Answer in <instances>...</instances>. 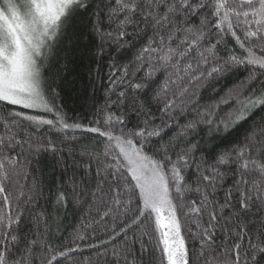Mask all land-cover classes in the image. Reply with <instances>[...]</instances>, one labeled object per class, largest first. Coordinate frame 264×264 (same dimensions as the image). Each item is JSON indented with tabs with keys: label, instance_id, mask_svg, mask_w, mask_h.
Wrapping results in <instances>:
<instances>
[{
	"label": "snow or ice",
	"instance_id": "1",
	"mask_svg": "<svg viewBox=\"0 0 264 264\" xmlns=\"http://www.w3.org/2000/svg\"><path fill=\"white\" fill-rule=\"evenodd\" d=\"M89 12L97 56L105 45L117 54L135 49L126 63L112 57L116 99L95 126L69 123L43 73L70 21ZM238 70L244 79L220 101L232 100L227 116L215 118L218 105L200 112L198 90ZM128 93L135 123L109 111ZM0 103V264H66L78 251L54 246L49 213L37 210L43 191L33 166L44 152L63 159L51 138H35L41 125L68 140L77 132L102 138L99 151L80 154L82 176L70 180V198L110 229L104 264H264V123L211 163L189 140L201 124L227 132L264 107V0H0ZM189 111L198 118L169 134ZM68 203L59 192L57 211ZM85 239L77 229L70 243Z\"/></svg>",
	"mask_w": 264,
	"mask_h": 264
},
{
	"label": "trees",
	"instance_id": "2",
	"mask_svg": "<svg viewBox=\"0 0 264 264\" xmlns=\"http://www.w3.org/2000/svg\"><path fill=\"white\" fill-rule=\"evenodd\" d=\"M90 18L91 13L89 12L82 16L78 15L70 21L60 42L54 45L48 53L44 61L43 73L47 86L54 90L55 104L66 113L69 123L78 121L86 126H95L90 122L100 118V110L105 108L110 99H116L114 94L110 95L112 87L110 72L114 71L112 57H115L117 64L126 63L132 57L135 49H125L117 54L114 49L107 48L105 45V54L97 56L96 52L101 41L92 33L91 25L95 21ZM220 54L223 56L225 53L221 51ZM245 75L243 70H238L206 82V85L200 88L197 94L199 111L204 112L206 109L218 105L215 108V118L217 120L225 118L232 110L233 103L231 99L227 103L220 102L221 97L228 95L229 90L237 86ZM162 77V73L157 75V80L160 83H163ZM151 93L152 89L150 88L141 99H149ZM48 95L53 96V92H49ZM131 100L132 93H128L123 106L116 108L113 105L109 111L115 110L117 114L124 115L126 122L135 123L137 118L130 111ZM0 110H6L2 103H0ZM16 110L44 119H54L52 114L47 112L19 108ZM197 118L196 111L182 114L177 118V123L173 125V128L169 130V134L172 131H178L179 127L186 122ZM262 123H264V107H257L245 120L227 132L223 130L210 131L211 125L201 124L190 135L189 140L198 143L197 157L202 156L208 163H211L223 150L242 140L245 133L251 128ZM101 126L103 127L102 118ZM76 136L78 137L76 140L65 139L62 134L49 130L48 125H41L40 133L35 136V138L45 141L51 138L63 154L61 161L59 154L53 156L51 152H44L40 156L39 164L33 166L35 177L43 191L37 210H47L49 213V239L54 246L60 248L70 245L78 249V251L69 253V260L66 264H71L72 259L87 261L89 258L93 264L97 260L99 264H104L105 258L100 253L109 247L104 244V241L108 239L110 229L103 223L97 224L92 221V216L88 215L86 210L73 208L70 198V180L73 177L80 179L82 176L83 169L77 166L80 154L85 150L99 151L102 138L86 132H77ZM61 191L69 197V203L66 208H59L57 211L56 197ZM90 221H92L91 227L84 228L83 225ZM77 229L83 231L86 239L70 243L72 234ZM91 245L97 247H91Z\"/></svg>",
	"mask_w": 264,
	"mask_h": 264
}]
</instances>
